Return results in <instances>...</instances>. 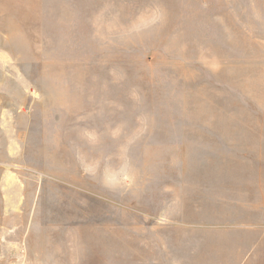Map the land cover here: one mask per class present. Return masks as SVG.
Here are the masks:
<instances>
[{"label": "rangeland", "instance_id": "obj_1", "mask_svg": "<svg viewBox=\"0 0 264 264\" xmlns=\"http://www.w3.org/2000/svg\"><path fill=\"white\" fill-rule=\"evenodd\" d=\"M0 264H264V0H0Z\"/></svg>", "mask_w": 264, "mask_h": 264}]
</instances>
